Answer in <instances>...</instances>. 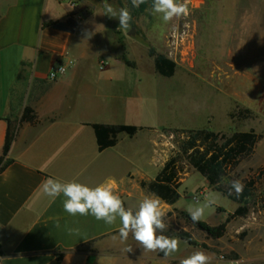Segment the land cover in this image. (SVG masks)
Wrapping results in <instances>:
<instances>
[{"label":"crops","instance_id":"crops-1","mask_svg":"<svg viewBox=\"0 0 264 264\" xmlns=\"http://www.w3.org/2000/svg\"><path fill=\"white\" fill-rule=\"evenodd\" d=\"M86 2L0 0V158L15 133L11 162L0 172V264H180L174 253L144 251L131 234L121 243L119 219L107 225L69 215L63 195L43 193L48 178L90 187L110 181L126 208L136 209L152 195L141 183L154 181L169 160L163 156L161 163L156 127L139 125L150 101L140 90V67L125 63L119 21L94 5L77 27H44L66 23ZM59 64L65 74L49 81ZM27 108L32 121H22ZM95 125L142 130L121 134L114 147L100 151ZM160 202L165 216H174L176 204Z\"/></svg>","mask_w":264,"mask_h":264},{"label":"rangeland","instance_id":"rangeland-1","mask_svg":"<svg viewBox=\"0 0 264 264\" xmlns=\"http://www.w3.org/2000/svg\"><path fill=\"white\" fill-rule=\"evenodd\" d=\"M130 2L89 0L74 7L77 14L73 19L76 23L86 19L95 11L94 5H99V13L108 12L111 7L118 15L121 8L130 11ZM186 2L190 10L187 17L165 23L159 14H152L150 6L133 20L134 27L129 25L117 37L125 61L141 69L140 90L150 104L139 125L158 130L161 163L178 152L185 131L208 129L231 134L254 130L264 134V0ZM247 17L253 19L251 24L246 23ZM150 48L176 63L172 78L157 74L154 60L149 57ZM236 107L251 110L253 117L232 122L230 114ZM157 165L158 171L161 164ZM259 177L263 179L247 204L248 215L233 219L220 240L210 239L180 215L188 213L189 206L211 200L214 203L200 221L219 226L244 206L223 193H229L231 182L240 180L245 185ZM180 194L175 206L178 212L173 217L164 216V222L174 231L189 232L198 246L179 242L175 257L181 261L194 251L203 250L213 255L212 264H222L221 256L243 264H264V139L255 154L224 178L218 188L211 187L185 162ZM218 208L225 212L218 213ZM202 244L209 249L202 248Z\"/></svg>","mask_w":264,"mask_h":264},{"label":"trees","instance_id":"trees-1","mask_svg":"<svg viewBox=\"0 0 264 264\" xmlns=\"http://www.w3.org/2000/svg\"><path fill=\"white\" fill-rule=\"evenodd\" d=\"M153 0H144L143 4L138 7H133L130 2V14L132 19L129 25L134 27L132 23L134 19L145 14ZM122 7V3L119 2ZM77 14L74 11L72 17L66 23H46L44 27H55L59 29H67L68 27H77V23L73 19ZM149 57L154 60L155 70L158 75L165 78H172L175 75L177 65L167 56L158 53L154 48H150ZM125 63L129 66L130 62ZM253 117V112L249 109L236 107L230 114L232 122H239ZM34 119L33 111L30 108L25 109L22 121H32ZM95 134L97 137L100 151L114 147L118 142V137L121 134H126L129 137L136 136L142 128L130 125H95ZM264 134H258L254 130L248 132L236 131L231 134L223 132H215L208 129H197L185 131L182 136V142L179 150L166 162L160 173L154 181L142 182L143 189L150 194L155 195L160 200L168 205H175L181 198L180 189L183 186L185 174V162L190 165L196 172L200 173L211 187L218 188L224 178L234 172L244 160L252 157L259 144L263 141ZM15 140V133H10L7 136L6 145L4 147L3 156L0 158V172H2L9 164L7 159L11 146ZM262 178L252 179L244 185L243 194L237 197L234 194L229 195L228 192H223L234 202L244 205L240 206L234 214H230L225 223L219 226H211L206 222H193L189 213L181 212V216L186 222L196 229L204 232L210 239L220 240L227 233V227L230 222L238 217H245L249 213L247 204L254 196L257 184ZM125 204V203H124ZM126 207V206H125ZM218 213H224V209L218 208ZM177 212V210H175ZM173 213H169L167 217H172ZM163 235L169 237H178L186 241L190 246H198L192 235L186 231L176 232L169 225ZM202 248L209 249L207 245L202 244ZM161 257L164 254L161 252ZM61 260L62 256L59 255Z\"/></svg>","mask_w":264,"mask_h":264},{"label":"clouds","instance_id":"clouds-1","mask_svg":"<svg viewBox=\"0 0 264 264\" xmlns=\"http://www.w3.org/2000/svg\"><path fill=\"white\" fill-rule=\"evenodd\" d=\"M133 7H138L144 0H131ZM110 17L119 20V29H128L132 19L127 7L121 8L117 15L109 7ZM153 15L159 14L163 22L168 23L181 17H187L190 10L186 0H153L151 7ZM91 35V34H89ZM43 193L49 197L63 195L64 211L69 215L93 216L98 221L107 225H113L117 219L120 221L118 238L121 243L128 240L129 234L144 251L162 252L165 257L171 256L179 250V241L160 233L167 229L164 222L165 212L161 208V202L155 195H146L136 209L125 207L124 201L113 190L110 181H104L95 187L73 181L61 182L48 178L43 182ZM244 184L240 180H234L230 184L229 195L235 193L237 197L243 194ZM214 201H207L203 204L189 206L187 211L193 222L204 217L205 210ZM116 239L117 237H113ZM125 251L132 252L133 248L128 246ZM213 255L203 250H196L189 256L183 258L180 264H212Z\"/></svg>","mask_w":264,"mask_h":264},{"label":"built area","instance_id":"built-area-1","mask_svg":"<svg viewBox=\"0 0 264 264\" xmlns=\"http://www.w3.org/2000/svg\"><path fill=\"white\" fill-rule=\"evenodd\" d=\"M66 72V66L64 64H59L56 68L53 69V71L49 74L48 80L49 81H56L61 76H63ZM220 261L224 264H242L238 261L229 260L225 256L220 257Z\"/></svg>","mask_w":264,"mask_h":264}]
</instances>
